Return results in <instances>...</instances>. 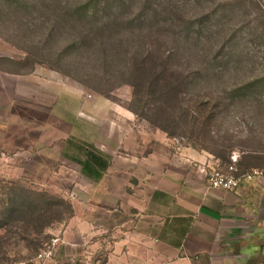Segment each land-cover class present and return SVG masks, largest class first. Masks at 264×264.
Wrapping results in <instances>:
<instances>
[{
	"label": "rangeland",
	"instance_id": "obj_1",
	"mask_svg": "<svg viewBox=\"0 0 264 264\" xmlns=\"http://www.w3.org/2000/svg\"><path fill=\"white\" fill-rule=\"evenodd\" d=\"M0 56L12 72L36 73L34 94L43 74L50 99V144L0 174V264L32 257L55 236L71 214L75 159L107 155L106 134L224 162L233 152L264 158L257 0H0ZM27 193L38 203L21 202ZM11 204L50 206L43 218L52 223L32 234L30 214Z\"/></svg>",
	"mask_w": 264,
	"mask_h": 264
},
{
	"label": "crops",
	"instance_id": "obj_2",
	"mask_svg": "<svg viewBox=\"0 0 264 264\" xmlns=\"http://www.w3.org/2000/svg\"><path fill=\"white\" fill-rule=\"evenodd\" d=\"M6 63L13 61L0 56V174L19 171L35 145L50 144L43 74L34 94L36 73L12 72ZM155 140L106 134L111 150L97 155L104 168L87 172L75 159L81 168L69 196L72 214L57 229L61 242L51 264H264V179L212 188L204 170L226 169L222 159ZM236 165L261 168L264 158L238 153Z\"/></svg>",
	"mask_w": 264,
	"mask_h": 264
},
{
	"label": "built area",
	"instance_id": "obj_3",
	"mask_svg": "<svg viewBox=\"0 0 264 264\" xmlns=\"http://www.w3.org/2000/svg\"><path fill=\"white\" fill-rule=\"evenodd\" d=\"M264 11V0H257ZM238 153L233 152L231 155V163L226 166V169H221L217 166H209L205 171L207 183L212 188H221L225 190H234L242 181V179L263 178L264 167L252 168L240 172L236 163ZM61 242L59 236L51 237L39 251L32 257L20 261L18 264H51L56 246Z\"/></svg>",
	"mask_w": 264,
	"mask_h": 264
},
{
	"label": "trees",
	"instance_id": "obj_4",
	"mask_svg": "<svg viewBox=\"0 0 264 264\" xmlns=\"http://www.w3.org/2000/svg\"><path fill=\"white\" fill-rule=\"evenodd\" d=\"M86 156H89V157L88 158L86 157V159L85 160H82L83 162L81 163L83 170H85V171L88 172V170L90 168H95V167L100 168V169L104 168L105 164H104L103 160H101L97 156H93L91 154L86 155ZM230 162H231V160H230V156H229V158L226 159L225 162H224L225 163V166L224 167L226 168V166ZM240 172H242V171H240ZM23 191L26 192V190H23ZM19 199L23 203H33V200L35 199V197H33V194H28L27 193V194H24L21 197H19ZM38 200L39 199H35L36 203H38ZM12 202H13V200H12ZM39 204H41V203H39ZM44 204L45 203H43V205ZM12 205H13V207H15L16 212H19V213H21V212H24V213L27 212V213L30 214V218L27 221L23 222V223L25 224V226H30L31 227V229H32L31 230V233L32 234H35V235L39 234L40 232L43 231V228H47L52 223L51 220H48L47 221V220H45V218H43V216H45L47 214V212L49 211V207L50 206H45L46 207L45 210H40L38 212H35L36 205L35 206H29L30 207L29 209H32V211L30 212V210L29 211L28 210H25L27 208H25L22 205L11 204L10 206H12ZM71 214H72V210H71ZM71 214H70V216H71ZM46 242H44L43 245ZM43 245L41 246V248L43 247Z\"/></svg>",
	"mask_w": 264,
	"mask_h": 264
}]
</instances>
